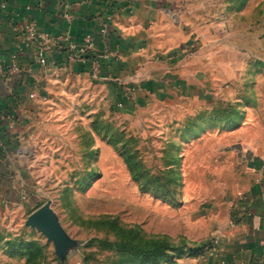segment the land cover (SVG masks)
<instances>
[{
  "label": "rangeland",
  "instance_id": "374dc122",
  "mask_svg": "<svg viewBox=\"0 0 264 264\" xmlns=\"http://www.w3.org/2000/svg\"><path fill=\"white\" fill-rule=\"evenodd\" d=\"M161 2L204 36L185 60L210 76L205 96L181 86L174 98L135 102L111 75L53 67L35 82L44 106L36 134L14 152L27 170L14 181L25 189L0 199V264H142L162 242L177 250L156 264H179L190 248L218 240L224 209L253 179L243 154L264 150V0ZM100 34L109 38L107 26ZM88 36L95 46L81 54ZM68 49L84 65L96 39ZM163 187L174 201L160 198ZM42 207L56 215L62 244L29 224Z\"/></svg>",
  "mask_w": 264,
  "mask_h": 264
},
{
  "label": "crops",
  "instance_id": "0c3cea01",
  "mask_svg": "<svg viewBox=\"0 0 264 264\" xmlns=\"http://www.w3.org/2000/svg\"><path fill=\"white\" fill-rule=\"evenodd\" d=\"M32 23L50 37L44 47L43 65L36 52L39 43L25 45L26 27ZM104 26L110 33L107 40L100 34ZM136 33H141L140 38ZM88 34L95 37L96 49L81 65L80 60L68 56V47L71 43L81 44ZM203 37L185 16L165 8L161 0H0L2 203L7 202V193L25 189L24 182L14 181V177H23L27 171L16 162L14 152L21 140L36 134L37 113L44 106L37 96L32 97L35 82L45 83L53 67L68 64L71 73L111 75L122 82L121 90L133 92L135 102L157 94L160 99L174 98L181 86L200 98L205 96L204 88L211 78L206 71L190 69L186 58L197 50ZM137 41L144 48L139 64L134 60L139 52ZM152 45L157 46L156 50H151ZM114 52L119 56L115 57ZM155 54L160 67L150 68ZM12 66L17 69L12 71ZM139 70L145 74L140 76ZM242 157L253 179L235 203L224 209L226 216L218 240L201 255L187 254L179 264H264V150Z\"/></svg>",
  "mask_w": 264,
  "mask_h": 264
},
{
  "label": "trees",
  "instance_id": "16d2710c",
  "mask_svg": "<svg viewBox=\"0 0 264 264\" xmlns=\"http://www.w3.org/2000/svg\"><path fill=\"white\" fill-rule=\"evenodd\" d=\"M218 121H226V119L224 117H220V118H218ZM125 161L129 165L130 169L133 172L135 165L132 163L131 159L126 156ZM139 175L141 176V174H136L134 172L135 177H140ZM172 182L177 183L176 180H173ZM168 194H171V192L168 188H165V187L160 188V198H162L163 200H166V201H174V200H168V199L173 198V196L170 197ZM209 246H210L209 244H205L204 246L192 247V248H190V253H191V255H201L204 253L206 248ZM175 250H177V249L170 246L166 242H162V244L160 245V248H158V250L155 251L154 256H152V252H146L145 254H143V256L141 257V261H142L141 263L142 264H149V263L153 262L154 264H156L159 261H162V259L167 258L166 251H175Z\"/></svg>",
  "mask_w": 264,
  "mask_h": 264
},
{
  "label": "water",
  "instance_id": "95a60500",
  "mask_svg": "<svg viewBox=\"0 0 264 264\" xmlns=\"http://www.w3.org/2000/svg\"><path fill=\"white\" fill-rule=\"evenodd\" d=\"M29 224L55 243L59 245L63 243V237L58 229L57 217L48 207H42L34 212L29 218Z\"/></svg>",
  "mask_w": 264,
  "mask_h": 264
},
{
  "label": "built area",
  "instance_id": "2783aa9c",
  "mask_svg": "<svg viewBox=\"0 0 264 264\" xmlns=\"http://www.w3.org/2000/svg\"><path fill=\"white\" fill-rule=\"evenodd\" d=\"M26 32H27V42L25 43V45H28L30 42H36L39 43L36 47V52L38 53V57L40 59V63L45 64L46 63V59L44 57V51H45V46L46 44L49 42L50 37L48 34L43 33V32H39L38 28H37V24L32 23L30 25H28L26 27ZM68 39V38H66ZM95 46V41L94 38L92 36H88L85 41L84 44L81 46V48H79V51L81 52V54H85L87 52H89V50H92L93 47ZM76 49V47L74 46L73 48ZM82 62H84L83 60H81ZM11 68H13L12 71H14L15 69H17V67L12 66ZM1 70H3V68L1 67ZM37 94L34 93L32 95V97H36Z\"/></svg>",
  "mask_w": 264,
  "mask_h": 264
}]
</instances>
